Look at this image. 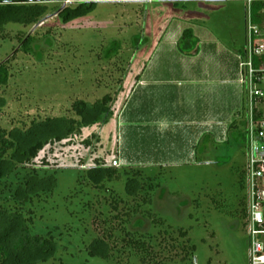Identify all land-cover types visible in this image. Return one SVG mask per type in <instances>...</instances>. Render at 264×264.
<instances>
[{"label":"rangeland","instance_id":"1","mask_svg":"<svg viewBox=\"0 0 264 264\" xmlns=\"http://www.w3.org/2000/svg\"><path fill=\"white\" fill-rule=\"evenodd\" d=\"M45 5L46 16L36 25L9 24L0 36V65L7 64L9 71L8 84L0 89L4 100L0 127L7 132H25L33 123L53 118L80 121L72 111L76 101L93 105L104 96L116 101L130 67L135 70L159 57L152 52L153 37L169 21L213 37V48L200 46L204 54L188 62L219 61L238 67L242 54L238 50L247 45V12L226 0L210 8L198 3L174 5L170 0H64ZM79 6L89 7L86 15L69 22L58 17L63 9ZM177 9L181 13L171 16ZM27 39L30 53L24 52ZM116 49L117 54L108 57ZM160 62L186 61L165 55ZM204 73L215 74L212 67ZM215 93L217 97H210L212 110L221 99ZM221 101L231 104V99ZM115 107L109 105L112 119ZM234 115L232 120L238 119V112ZM243 118L222 137H204L193 151L195 158L162 167L128 161L114 168L118 179L100 186L88 179L87 172L96 166L111 167L117 152L123 157L122 139L118 135L116 142L108 122L80 128L65 140L47 144L34 159L18 163L8 178L0 179V210L21 214L31 236L53 242L52 258L39 264H248L243 187L247 151L244 137H239L244 134ZM135 133L127 128L124 137L130 158L138 151L149 153L151 145L158 158L172 143L181 147L179 138L155 141ZM30 177H53L54 189L16 201L15 192ZM130 180L139 184L136 196L126 191ZM95 240L111 248L108 261L89 256Z\"/></svg>","mask_w":264,"mask_h":264},{"label":"crops","instance_id":"2","mask_svg":"<svg viewBox=\"0 0 264 264\" xmlns=\"http://www.w3.org/2000/svg\"><path fill=\"white\" fill-rule=\"evenodd\" d=\"M170 1L174 5L177 3H198L201 7L210 8L225 0ZM226 1L245 9L248 22L251 17V7L256 3H252L249 7L247 0ZM177 11L178 9L171 11V16L181 13ZM169 23L163 32L153 37L155 41L152 52L153 55L156 54L159 57L154 63L140 65L135 70L130 67V73L126 75L116 95L117 100H112L116 106V114L112 119L111 112L106 122H108V131L114 134L113 138L116 142L118 135L122 139L119 145L122 147L125 158L117 152L119 158L114 159L118 160L121 166H126L130 161L135 160L138 165L145 167H162L164 164L166 166L177 162L181 164L195 158L197 154L193 155V151L200 145L204 137L210 139L214 135L220 134L222 137L225 132L228 134L229 127L236 120L238 121L246 110L245 90L238 83L239 63L238 67L235 65L226 67V64H219V61L213 65H209L208 62L205 64L188 62L191 57L197 60L204 54V52L201 53L200 46L206 45V47L213 48V37L207 33L194 32L185 24L172 25L173 21H169ZM186 29H190L198 40L196 48L189 54L180 52L178 48V41ZM244 49L245 47L238 51L242 53ZM165 55H172L177 61L185 60L186 62H182L183 64L180 62L179 64L172 62L162 64L160 61ZM210 67L215 72L212 77H209L208 73H204ZM215 91H217L219 99L226 100L227 98L226 102L231 99V104L222 105L223 102L220 99L217 109H210V97L216 94ZM240 106L241 109H239ZM235 112H238V119L232 120ZM127 128L133 129L138 138L141 135L153 136L155 141L156 139L163 140L162 137L165 139L166 136H169L168 139L172 141H178L179 138L181 147L176 149L172 143L162 150L164 153H161V157L158 158L156 147L151 145L149 153L141 154L138 151L135 158H130L125 149L124 137ZM173 151H176V154H170ZM166 161L170 162L165 163ZM123 162H125L124 165Z\"/></svg>","mask_w":264,"mask_h":264},{"label":"trees","instance_id":"3","mask_svg":"<svg viewBox=\"0 0 264 264\" xmlns=\"http://www.w3.org/2000/svg\"><path fill=\"white\" fill-rule=\"evenodd\" d=\"M48 1L64 0H0V36L4 32L5 26L9 24L29 27L36 25L46 16L48 7L44 4ZM83 5V4H82ZM91 4L90 6H92ZM261 4L256 3L251 7V20L258 23ZM79 6L76 10L65 8L59 14L65 22L72 21L86 15L87 10ZM23 42L24 52L30 53ZM198 44L190 29H186L178 41L180 52L189 54ZM118 49L108 57L116 55ZM107 57V58H108ZM9 71L7 64L0 65V89L8 84ZM112 100L109 96H104L102 100L90 105L83 101H76L72 105V111L80 119L76 121L72 118H53L43 122L33 123L29 130L22 132L14 130L7 132L0 127V179L8 178L16 169L18 163H27L34 159L37 153L44 146L51 142H60L75 134L80 128H88L98 123H106L110 117L109 105ZM4 106V100L0 96V110ZM241 125H244L241 122ZM239 137H244L241 132ZM11 153L7 159V154ZM88 179L96 186L102 185L105 181L118 179L119 172L111 167L103 168L96 166L87 172ZM47 181V186H42V182ZM54 189V178L46 180L28 178L24 188H19L15 192L16 201H26L28 196L39 191L51 192ZM140 189L137 181L127 182L126 191L130 196H136ZM27 223L19 213H9L0 210V264H39L48 261L54 254V244L51 240L31 236L27 228ZM143 245V244H142ZM141 246L136 244V247ZM143 247V246H142ZM111 248L103 240H95L89 246L88 254L91 258H99L108 261Z\"/></svg>","mask_w":264,"mask_h":264},{"label":"built area","instance_id":"4","mask_svg":"<svg viewBox=\"0 0 264 264\" xmlns=\"http://www.w3.org/2000/svg\"><path fill=\"white\" fill-rule=\"evenodd\" d=\"M261 4L259 22L249 17L247 45L239 60V85L245 90L246 110L243 131L247 160L243 172L245 192L244 229L248 237V264H264V0H247ZM121 163L113 160L112 168Z\"/></svg>","mask_w":264,"mask_h":264}]
</instances>
